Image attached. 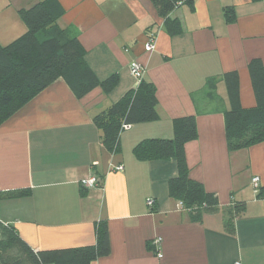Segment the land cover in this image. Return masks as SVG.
<instances>
[{"label":"crops","instance_id":"1","mask_svg":"<svg viewBox=\"0 0 264 264\" xmlns=\"http://www.w3.org/2000/svg\"><path fill=\"white\" fill-rule=\"evenodd\" d=\"M43 1L0 0L1 46L28 31L19 11ZM57 1L64 9L58 27L79 38L100 80L119 81L110 93L98 87L78 98L59 79L0 125V221L34 251L96 245L98 225L106 223L111 253L92 264H264V141L229 150L223 78L237 71L242 107L256 106L249 65L264 63V0L182 2L169 14L182 25L175 36L152 0ZM132 61L146 67L160 119L122 131L114 154L94 118L137 87ZM184 116L196 117L199 134L185 146L190 177L219 203L202 222L170 196L177 162L134 154L144 140L172 139L174 120ZM94 175L100 186L84 188L81 181ZM159 237L161 259L153 246Z\"/></svg>","mask_w":264,"mask_h":264},{"label":"trees","instance_id":"2","mask_svg":"<svg viewBox=\"0 0 264 264\" xmlns=\"http://www.w3.org/2000/svg\"><path fill=\"white\" fill-rule=\"evenodd\" d=\"M189 0H152L171 36L182 32L178 19L169 17L180 3ZM64 9L57 0H45L29 9H21L20 17L28 31L7 46L0 45V125L23 108L36 95L59 79L69 85L78 98L102 87L110 93L119 77L100 80L88 65L86 50L79 38L57 25ZM228 21L232 10L226 9ZM257 104L245 109L240 102V76L237 71L224 74L230 101L225 127L231 152L247 149L264 141V63L256 59L249 65ZM155 86L142 80L121 99L94 118L103 145L112 153L120 146L122 127L156 122L160 119ZM172 139H147L134 148L140 161L175 160L178 176L169 181L170 196L183 204L192 222H202L207 213L219 209L215 194L190 177L185 146L198 138L195 116H184L173 122ZM24 194V193H20ZM97 244L80 248L34 251L15 227L0 221V264H92L111 253L106 223L98 225Z\"/></svg>","mask_w":264,"mask_h":264},{"label":"built area","instance_id":"3","mask_svg":"<svg viewBox=\"0 0 264 264\" xmlns=\"http://www.w3.org/2000/svg\"><path fill=\"white\" fill-rule=\"evenodd\" d=\"M155 47H156V35L154 33H150L149 35V39H148V42L145 44V48L148 52H153L155 50ZM129 69H130V73L131 75L134 77V79L136 80V84L137 86L141 83V81L144 79V75H145V72H146V67L139 63L138 61H132L129 65ZM131 127V125H126L124 124L123 127H122V130H127ZM97 164V163H96ZM114 169L116 171H123L124 170V167L123 165H117L116 167H114ZM100 179L97 177V176H91L89 178H86V179H83L81 181V184L84 188H87V189H90V188H97L100 186ZM252 185L254 186L255 189H259L260 187V178L259 177H254L252 179ZM148 205L149 206H153V200L152 199H149L148 200ZM180 208L181 209H184L183 208V204L180 203ZM162 243V238H157L153 241V246L155 247L156 249V253H157V256L158 258H162L163 255L160 251V245ZM235 264H240L239 262H236Z\"/></svg>","mask_w":264,"mask_h":264}]
</instances>
